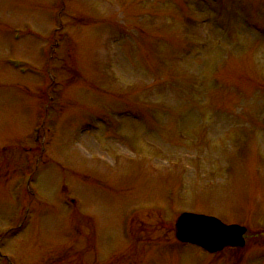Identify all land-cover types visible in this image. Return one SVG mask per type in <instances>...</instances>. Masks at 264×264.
I'll use <instances>...</instances> for the list:
<instances>
[{
    "label": "rangeland",
    "instance_id": "374dc122",
    "mask_svg": "<svg viewBox=\"0 0 264 264\" xmlns=\"http://www.w3.org/2000/svg\"><path fill=\"white\" fill-rule=\"evenodd\" d=\"M0 264H264V0H0Z\"/></svg>",
    "mask_w": 264,
    "mask_h": 264
},
{
    "label": "water",
    "instance_id": "95a60500",
    "mask_svg": "<svg viewBox=\"0 0 264 264\" xmlns=\"http://www.w3.org/2000/svg\"><path fill=\"white\" fill-rule=\"evenodd\" d=\"M175 229L179 242L198 245L211 254L246 245L245 226L226 224L214 216L184 212L179 216Z\"/></svg>",
    "mask_w": 264,
    "mask_h": 264
}]
</instances>
